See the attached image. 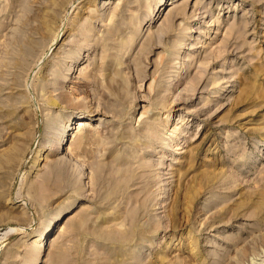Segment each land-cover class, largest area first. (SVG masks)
Returning <instances> with one entry per match:
<instances>
[{
	"label": "rangeland",
	"instance_id": "rangeland-1",
	"mask_svg": "<svg viewBox=\"0 0 264 264\" xmlns=\"http://www.w3.org/2000/svg\"><path fill=\"white\" fill-rule=\"evenodd\" d=\"M0 264H264V0H0Z\"/></svg>",
	"mask_w": 264,
	"mask_h": 264
},
{
	"label": "bare ground",
	"instance_id": "bare-ground-1",
	"mask_svg": "<svg viewBox=\"0 0 264 264\" xmlns=\"http://www.w3.org/2000/svg\"><path fill=\"white\" fill-rule=\"evenodd\" d=\"M110 0H106V2H109ZM168 2V1H167ZM157 3V2H156ZM159 5V4H158ZM164 5V3H162V4H160L159 5V9L162 7ZM157 7V6H156ZM156 9V8H155ZM162 9V8H161ZM158 12V11H157ZM69 72V71H68ZM67 73V72H66ZM65 73V74H66ZM70 73V72H69ZM56 101V100H55ZM82 115V114H81ZM83 116V115H82ZM87 116V115H86ZM88 126V128L90 127V129L92 130H96V128H98L97 126H99V125H95V124H92L90 121H87V120H85V119H79V120H77V128H76V132L73 130V131H71V135L72 136H77L78 135V132H80L82 129H83V127H87ZM76 127V126H75ZM71 128V127H70ZM91 132V131H90ZM65 133V132H64ZM67 134H68V131H66V133L62 136V138H61V140L59 141V143H58V145L56 146V150H59V149H61V148H64L63 147V141L66 139V136H67ZM70 135V136H71ZM44 145V144H43ZM45 147L47 146V145H44ZM48 147V146H47ZM41 234V233H40ZM44 234V233H43ZM40 236V235H39ZM44 236V235H43ZM51 239V238H50ZM42 240H43V238L42 237H39V239L36 241V242H34L33 244L34 245H36V246H40L41 244H42ZM52 240V239H51ZM47 243V242H46ZM36 256V255H35Z\"/></svg>",
	"mask_w": 264,
	"mask_h": 264
}]
</instances>
